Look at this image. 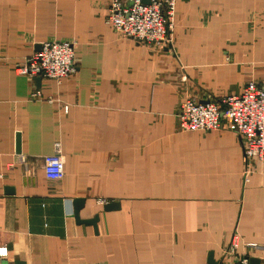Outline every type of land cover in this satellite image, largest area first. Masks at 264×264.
I'll return each instance as SVG.
<instances>
[{
  "label": "crops",
  "instance_id": "1",
  "mask_svg": "<svg viewBox=\"0 0 264 264\" xmlns=\"http://www.w3.org/2000/svg\"><path fill=\"white\" fill-rule=\"evenodd\" d=\"M109 1L0 0V264H264V167L245 183L234 133L177 120L186 98L264 83V0H177L162 50L106 25ZM53 41L74 44L76 72L37 88L16 66Z\"/></svg>",
  "mask_w": 264,
  "mask_h": 264
},
{
  "label": "built area",
  "instance_id": "2",
  "mask_svg": "<svg viewBox=\"0 0 264 264\" xmlns=\"http://www.w3.org/2000/svg\"><path fill=\"white\" fill-rule=\"evenodd\" d=\"M146 1L147 3H144ZM177 0H110L106 25L119 36L156 50L171 45ZM19 75L29 79L53 80L60 84L76 72L74 44L46 42L16 66ZM35 95H39L36 93ZM50 104L52 100L48 101ZM67 110L66 108H64ZM178 127L184 133L227 130L240 140L245 158L244 182H249L256 166L264 167V83L248 82L239 95L219 102L201 104L194 98L184 99L177 112ZM43 172L48 181L59 182L64 177L60 145L43 159ZM237 234L233 235L226 256H233L238 248ZM247 248H255L253 244ZM7 256L0 249V258ZM247 255L238 256L235 264H249ZM224 261V260H223ZM229 264V262H223Z\"/></svg>",
  "mask_w": 264,
  "mask_h": 264
},
{
  "label": "water",
  "instance_id": "3",
  "mask_svg": "<svg viewBox=\"0 0 264 264\" xmlns=\"http://www.w3.org/2000/svg\"><path fill=\"white\" fill-rule=\"evenodd\" d=\"M143 2L147 3L146 1H143ZM40 47H39L38 51L40 50ZM33 81H34L36 87L39 88L40 83H41V77H39V76L34 77ZM19 143H20L19 136H17V150L18 151H19V145H20ZM84 202L85 201L83 199H76V200L73 201V212H74L75 220L80 225H91L93 227H96V223L98 221V217L97 216H95L91 220H80L79 213H80V211L82 210V208L84 206ZM115 207H117V203L116 204L115 203H111V204H108V205L104 206L103 210L104 211H108V210L114 209ZM256 263H257V261L254 260V259H250L249 260V264H256ZM209 264H213L211 260L209 261Z\"/></svg>",
  "mask_w": 264,
  "mask_h": 264
}]
</instances>
